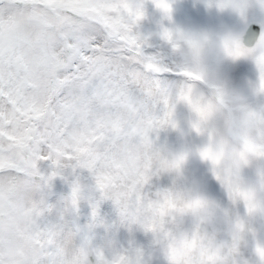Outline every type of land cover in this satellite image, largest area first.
Returning <instances> with one entry per match:
<instances>
[{"label":"snow or ice","instance_id":"1","mask_svg":"<svg viewBox=\"0 0 264 264\" xmlns=\"http://www.w3.org/2000/svg\"><path fill=\"white\" fill-rule=\"evenodd\" d=\"M153 2L170 11L167 0ZM144 16L143 3L134 0H0V264H68L57 236L63 225L46 220L52 206L44 198L66 173L76 175L70 197L76 209L92 200L78 170L94 179L100 199L92 203L93 221L104 199L123 218L142 211L153 176L150 134L175 127L170 93L155 79L160 60L145 54L149 38L136 31ZM162 37L171 41L172 33L165 29ZM257 63L264 90V56ZM201 155L216 159L208 149ZM217 178L233 197L232 181ZM241 195L253 212L249 194ZM242 226L238 221L237 230ZM92 227L76 264H89L93 253L97 264H111L93 244ZM257 252L264 259V246Z\"/></svg>","mask_w":264,"mask_h":264},{"label":"rangeland","instance_id":"2","mask_svg":"<svg viewBox=\"0 0 264 264\" xmlns=\"http://www.w3.org/2000/svg\"><path fill=\"white\" fill-rule=\"evenodd\" d=\"M134 2L144 5L145 16L136 31L149 38L150 46L145 48V54L157 56L163 69L155 75V79L174 99L178 98L180 90L185 86L186 77L179 57L162 37L165 29L207 33L214 37L231 36L243 45L242 36L247 25L252 21H261L264 24V0H254L246 14H238L232 7L220 8L216 0H169L173 8L171 20L156 7L153 0H134ZM244 2L247 3V0ZM220 66L224 81L230 88L245 92L255 108L264 109V94L253 95L260 82V72L254 56L235 60L222 59ZM195 94L207 95L208 89L205 85L198 84ZM155 111L157 115H162L163 105H158ZM194 119L195 114L191 106L187 102L180 101L175 104L174 109V120L179 130L171 125H165L150 134L153 143L165 152H188L190 155L181 177L167 173L153 175L144 187V195L154 199L157 193L163 191L194 187L212 201L227 219V223L209 229L216 232L219 240L231 242L232 225L237 221L244 223V239L239 242L234 264H264V259L257 252L258 246H264V186H262L264 159L252 158L239 170L241 186L253 190L257 201L261 204L260 208L250 213L244 200H234L230 196L227 185L217 178L213 164L200 157L199 151L207 144L208 136L194 130L192 127ZM42 170L45 173L50 172L49 162L42 163ZM65 175L67 179L58 176L45 190L46 203L52 206V211L46 215V220L62 224L65 231L77 232L78 229H82L83 231H79L75 239V246L78 247L83 243L88 225L93 223L92 203L100 197L91 174L87 170H78L77 175L84 186L85 195L91 196L92 200L82 199L78 209L71 208L64 213L65 206L70 204L72 183L76 180V175L70 172ZM96 220L102 223L96 224L91 229L95 246H104L111 242L121 250L140 249L144 253L145 264H168L161 246L156 243L152 233L146 232L139 225L129 227L121 223L120 212L114 201L100 200ZM179 227L183 231L191 232L196 225L191 217H185ZM106 255L110 256L107 250ZM88 260L89 264H97L94 253L89 255Z\"/></svg>","mask_w":264,"mask_h":264},{"label":"clouds","instance_id":"3","mask_svg":"<svg viewBox=\"0 0 264 264\" xmlns=\"http://www.w3.org/2000/svg\"><path fill=\"white\" fill-rule=\"evenodd\" d=\"M167 3L170 11L164 13L171 20L173 8L169 0ZM216 3L220 8L232 7L238 14H246L254 0H247V3L244 0H216ZM170 32L172 39L166 41L180 59L186 82L178 98L174 99L170 95L169 101L174 109L175 104L180 101L187 102L191 106L195 114L192 127L194 124L198 125L200 131L197 132L193 127L194 130L208 136L207 144L199 151L200 157L210 161L218 174L232 181L235 189L234 200L245 201L241 193H248L249 203L256 211L261 204L257 201L253 190L241 186L239 170L252 158L264 159V109L255 108L245 92L230 88L224 81L220 65L222 59L235 60L246 56H254L257 63L259 58L264 56V44L259 43L255 49H248L231 36L214 37L207 33L179 29ZM257 66L260 72L258 63ZM198 84L207 87V95L195 94ZM181 93L189 97L190 102L181 100ZM261 94H264V90H261L260 81L253 95ZM173 121L174 128L178 129L174 115ZM206 149L215 155V161L205 159L201 155ZM148 152L151 157L153 175L167 173L181 177L184 174L190 153L165 152L154 143ZM157 194L154 199L145 195V203L139 216L131 219L121 217V223L129 227L139 225L143 229L145 224L152 225L155 230L146 232L154 235L168 264H234L239 242L244 239V223L242 228L237 230L238 221L235 222L231 227L232 241H222L217 238L215 231L209 229L221 223H227L226 217L212 201L194 187L167 190ZM165 194H167V201L164 200ZM71 208H73L71 203L66 205L64 213ZM173 215L176 217L174 222L168 219ZM185 217H191L195 221L196 227L191 232L183 231L179 227ZM161 221L166 229L163 235L160 233ZM98 223L102 222L94 220L93 227ZM79 231L83 230L65 231L63 226L61 232L57 234L59 246L64 251L68 264L82 261L83 247L88 236L86 233L83 243L78 247L75 246ZM97 247L105 253L106 250L110 252V256L106 255V258L111 264H145L143 251H137L134 248L117 249L111 242Z\"/></svg>","mask_w":264,"mask_h":264},{"label":"water","instance_id":"4","mask_svg":"<svg viewBox=\"0 0 264 264\" xmlns=\"http://www.w3.org/2000/svg\"><path fill=\"white\" fill-rule=\"evenodd\" d=\"M263 30L264 26L261 22H251L242 37L244 46L247 48L255 47L261 40Z\"/></svg>","mask_w":264,"mask_h":264}]
</instances>
